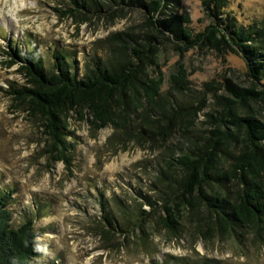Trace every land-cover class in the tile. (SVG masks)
Here are the masks:
<instances>
[{"label": "rangeland", "instance_id": "rangeland-1", "mask_svg": "<svg viewBox=\"0 0 264 264\" xmlns=\"http://www.w3.org/2000/svg\"><path fill=\"white\" fill-rule=\"evenodd\" d=\"M203 1L172 0L153 14L151 0H0V192L12 193L14 226L33 220V264H264V216L259 227H228L206 205L205 198L234 202L237 181L204 186V198L182 196L181 170L169 171L183 153L203 151L218 126L232 132L236 115L264 120L262 101L227 108V85L261 89L242 54L224 45L180 49L170 32L153 28L176 21L194 38L212 24ZM226 16L264 29V0H226L218 17ZM10 45L36 48L46 70L62 54L79 77L95 62L115 70L132 62L138 79L162 83L153 104L140 84L127 93L121 107L134 95L142 105L127 129L96 131L86 112L81 119L68 111L65 164L49 153L41 118L7 93L24 82L16 65H5ZM142 48L141 61L132 50ZM162 128L169 132L161 137ZM241 142L216 154L215 171L231 168Z\"/></svg>", "mask_w": 264, "mask_h": 264}, {"label": "trees", "instance_id": "trees-1", "mask_svg": "<svg viewBox=\"0 0 264 264\" xmlns=\"http://www.w3.org/2000/svg\"><path fill=\"white\" fill-rule=\"evenodd\" d=\"M171 1L151 0L146 6L147 11L159 13ZM84 4L77 3L80 8H86ZM203 4L212 24L194 38L181 29L176 21H169L168 24L155 21L152 22L153 28L170 32L181 44L177 45L180 49L181 46L192 48L202 45L217 49L224 45L234 53L242 54L247 65V77L261 89L227 85L226 90L231 96L226 99L227 108L230 110L233 106L264 102V29L256 28L257 24L236 26L234 20L227 16L219 18L218 15L226 7V0H204ZM252 43L259 47L250 46ZM7 49L5 55L8 61L5 65L8 68L16 65V71L24 81L18 87L9 86L8 95L20 107L24 106L27 112L41 118L42 132L46 136L49 153L55 160L65 164L69 163L68 151L72 148L67 142L70 134L66 117L68 111L74 110L81 119L86 112L90 117L87 122L96 131L108 126L127 129L131 125L128 119L133 121L130 116L142 109V105H139L140 99L135 95L131 97L130 103H125V108L120 106L127 93L140 84V93L142 91L148 103L153 104L162 83L160 78L138 79V67L132 62L124 63L117 70L95 62L79 77L77 69L65 63L66 58L62 54H55L52 69L46 70L36 48L29 50L27 47L23 49L10 45ZM143 49L132 50L141 61L145 58ZM173 79L176 80V77L173 76ZM230 124L234 128L232 132L228 133L218 126L212 132L211 138L204 143L203 151L183 153L175 164L170 163L169 171L181 170L179 186L182 196L195 191L204 198V186L214 185L218 189L224 188L232 180L237 181L234 202L216 199L213 204L212 200L205 198L206 205L228 227H259L264 216V120L260 121L253 115H236ZM167 132V129L162 128L157 135L162 137ZM236 138L243 139V148L237 155L232 156L234 162L231 168L226 172L215 171L216 154L223 152L228 142L235 141ZM11 195V192H0V264H33L38 246L33 220L26 219L19 226L13 225L8 210ZM145 201L152 205L148 198ZM164 209L167 214L170 213L168 207L164 206ZM107 224L109 229L111 223Z\"/></svg>", "mask_w": 264, "mask_h": 264}, {"label": "bare ground", "instance_id": "bare-ground-1", "mask_svg": "<svg viewBox=\"0 0 264 264\" xmlns=\"http://www.w3.org/2000/svg\"><path fill=\"white\" fill-rule=\"evenodd\" d=\"M46 222V221H45Z\"/></svg>", "mask_w": 264, "mask_h": 264}]
</instances>
